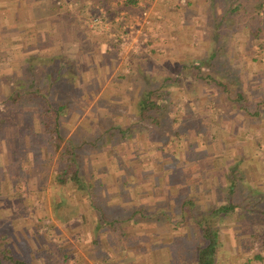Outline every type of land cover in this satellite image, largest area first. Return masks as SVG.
I'll return each instance as SVG.
<instances>
[{
	"label": "crops",
	"instance_id": "0c3cea01",
	"mask_svg": "<svg viewBox=\"0 0 264 264\" xmlns=\"http://www.w3.org/2000/svg\"><path fill=\"white\" fill-rule=\"evenodd\" d=\"M33 1L35 10L42 6L40 0H0V74H46L56 89L62 74H72L64 75L70 82L77 74L99 78L79 98L68 93L60 110L50 108L75 113L62 126L58 122L61 143L72 141L88 165L99 161V166L78 171L81 189L74 183L79 192L72 202L81 205L77 216L85 219L93 240L76 253L78 264H199L203 224L216 231L211 264H225L241 249L235 236L264 235V154L245 139L264 131V69L254 64L250 49L252 35L260 29L252 21L257 18L253 6L246 8V0H229L230 5L228 0H202L184 10L185 15L204 13L207 23L200 26L199 45L179 43L180 60L193 53L211 74L184 71L174 84H167L170 77H159V88L167 89L164 95L172 93L171 86L186 96L175 122L166 98L154 101L143 83L127 90L131 93L115 87L119 68L103 54L106 40L98 42V50L79 38L46 40L47 21L55 11L51 19L34 17L29 13ZM200 4L204 8H197ZM227 67L233 74L218 73ZM50 71L58 75L51 77ZM122 105L125 117L118 111ZM85 110L95 111L93 117ZM176 133L173 150H166ZM44 135L41 144H48ZM53 151L58 154L59 148ZM258 221L263 225L257 226ZM178 234L193 237L192 244L178 247L173 240Z\"/></svg>",
	"mask_w": 264,
	"mask_h": 264
},
{
	"label": "rangeland",
	"instance_id": "374dc122",
	"mask_svg": "<svg viewBox=\"0 0 264 264\" xmlns=\"http://www.w3.org/2000/svg\"><path fill=\"white\" fill-rule=\"evenodd\" d=\"M246 1V8L253 6L254 17H257L252 21L260 27L257 34L252 35L251 53L256 60L254 64L264 69V0ZM39 2L42 6L35 10L33 1V8L29 9V13L34 17L40 15L50 17V13L55 11L52 21H47V27L50 28L43 34L46 40L79 38L87 40L97 50L98 42L106 40V45L102 49L103 54L116 61V66L119 68V74L114 77L117 80H113L117 83L115 87H121L126 92L132 89L134 84L143 83L145 88H150L149 97L151 96L154 101L166 98V110L175 115V122H178V117L182 114L186 96L180 94L176 87L171 86L169 88L172 93L164 95L163 90L167 89L159 88V77H163L164 80L170 77L167 84H174L178 83L176 76L184 71L187 74H211L204 64L195 61L201 57L196 58L193 53L187 52L188 58L181 61L178 55L181 50L179 43L182 40L188 46L195 47L200 44L203 34L200 26L207 23L206 16L204 13L193 14V12L185 15L184 10L189 3L195 5L202 3V0H140L143 5L134 4V0H40ZM220 3L222 1L218 3L219 6ZM236 3H234L235 7ZM96 4L106 8V16L102 25H89L84 22V18L95 12ZM230 4L231 1L228 5ZM196 6L204 8L202 4ZM144 9L147 10L145 15L141 13ZM119 10L126 12L127 17L124 19L126 21L131 18L130 14L140 15L139 22L134 26L132 35L128 39V43L135 41L137 46H140L136 50H127L128 44H126L118 53V48L112 44L110 33L120 24L115 21V14ZM183 29H186V35ZM210 48L209 42L205 51ZM135 54L137 56L134 61L132 57ZM142 58H145V61ZM218 73L233 74V71L227 67L221 68ZM237 73L240 74L241 71L237 69ZM53 74L50 71L51 77L58 75ZM62 75L56 89L54 83L49 86L45 78L46 74L31 72L0 74V248H7L9 253L25 260L26 264H78L81 261L80 258H76V253L93 244L85 219L77 216V210L81 205L74 206L76 200L72 202L74 199L72 195L79 192V189L77 190L71 179L62 183L56 179L59 153L56 154L52 143L48 142L44 121L53 126V121L57 120L61 125V122L69 117L70 113L72 114L71 110L61 109L55 115V111L50 108L66 104L68 93L76 98L81 97L83 90L90 89L99 78L98 76L85 78L83 74H77L70 82L64 75L71 77L72 74ZM163 82L165 81L161 82L162 85ZM102 84L103 82L97 86V90ZM13 90H18L19 94L15 95ZM131 91L127 92L131 93ZM207 107L213 110L210 102L207 103ZM118 108L123 109L118 111L125 117L127 111L124 113L123 105ZM94 112L85 110V114H91L92 117ZM77 113L82 114V110H77ZM140 120L146 119L140 118ZM96 131L101 132L98 127ZM41 133L44 137V133L46 134L48 144H41ZM177 135L178 133L171 135L173 137L166 145V150H173L178 140ZM245 139L251 140L253 148L257 145L254 149L258 154H264V131L254 139L251 135ZM47 147L50 148V152H45ZM88 163L87 159L79 158V171L83 168L88 169L91 165L99 166L98 159L91 165ZM262 219L264 222V216ZM263 222L258 221L256 225H263ZM185 237L178 234L173 240L179 243L178 247L179 245L187 247L192 244L194 238L187 235ZM235 237L236 244L238 246L240 244L241 249L235 252L234 260H229V263L225 261V264L245 262L264 264L263 234L246 235L243 240ZM254 253H257V256H253Z\"/></svg>",
	"mask_w": 264,
	"mask_h": 264
},
{
	"label": "trees",
	"instance_id": "16d2710c",
	"mask_svg": "<svg viewBox=\"0 0 264 264\" xmlns=\"http://www.w3.org/2000/svg\"><path fill=\"white\" fill-rule=\"evenodd\" d=\"M132 1V0H130ZM229 2H227V5ZM15 95L19 94L18 90L12 91ZM61 106L58 107L60 110ZM57 110H55V115ZM45 129L47 130V138L48 142L52 143L54 149L56 150L59 148V155H58V171L56 175V179L58 182L62 183L65 182L67 179H71L75 184H77L80 189L82 186V179L81 173L79 171V155L74 152L72 148V141L65 140L60 145L62 141V137L58 133V123L53 121V126L47 124V121H44ZM69 167H72L70 169ZM201 235H202V242L197 244V252H196V261L199 264H211L213 252L215 250L217 236L216 231L212 229L211 226L208 224H203L201 228ZM5 262H4V261ZM7 263V264H26L25 260L18 258L11 253H9L7 248H0V264Z\"/></svg>",
	"mask_w": 264,
	"mask_h": 264
},
{
	"label": "built area",
	"instance_id": "2783aa9c",
	"mask_svg": "<svg viewBox=\"0 0 264 264\" xmlns=\"http://www.w3.org/2000/svg\"><path fill=\"white\" fill-rule=\"evenodd\" d=\"M179 1H183V0H179ZM134 4H139V5H143L140 0H134ZM94 13H92L91 15H88L87 17L84 18V22L91 25V24H99L102 25L103 19L106 16V8L100 4H96L94 6ZM147 12V10H142L141 13L143 15H145ZM126 12L119 10L116 12L115 14V21H118L120 24L118 26V28H116L115 30H113L110 35H111V40H112V44L118 48V53L121 52L125 45H127V50L132 49V50H136L138 48H140V46H137V43L134 42H129L128 43V39L129 37H131L132 32H133V28L135 25L138 24L139 22V18L140 15L137 14H130L129 16L131 17L130 19L124 20L127 15H125ZM145 22L147 23V17H145ZM143 20V21H144ZM47 222V221H45Z\"/></svg>",
	"mask_w": 264,
	"mask_h": 264
}]
</instances>
